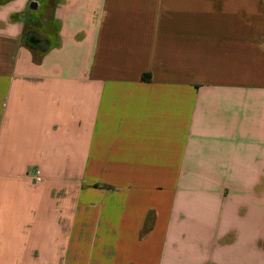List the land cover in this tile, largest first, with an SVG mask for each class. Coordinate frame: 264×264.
<instances>
[{"label": "crops", "instance_id": "0c3cea01", "mask_svg": "<svg viewBox=\"0 0 264 264\" xmlns=\"http://www.w3.org/2000/svg\"><path fill=\"white\" fill-rule=\"evenodd\" d=\"M0 264H264V0H0Z\"/></svg>", "mask_w": 264, "mask_h": 264}, {"label": "rangeland", "instance_id": "374dc122", "mask_svg": "<svg viewBox=\"0 0 264 264\" xmlns=\"http://www.w3.org/2000/svg\"><path fill=\"white\" fill-rule=\"evenodd\" d=\"M46 11L44 12V15H43V12H41L40 13V16H41V19H40V24H39V28L41 29L40 30V35H41V32H42V29H44V28H46V30H48L49 31V33H48V37H50V38H55L56 37V33L54 34L53 33V30L51 29V28H49V26H48V22H44V21H42L43 19H42V15L43 16H45V15H47L49 12L47 11V9H45ZM48 18V17H47ZM49 21V20H48ZM55 31H56V29H55ZM47 39V38H46Z\"/></svg>", "mask_w": 264, "mask_h": 264}, {"label": "built area", "instance_id": "2783aa9c", "mask_svg": "<svg viewBox=\"0 0 264 264\" xmlns=\"http://www.w3.org/2000/svg\"><path fill=\"white\" fill-rule=\"evenodd\" d=\"M42 182V178L41 177H35V185L40 184Z\"/></svg>", "mask_w": 264, "mask_h": 264}]
</instances>
